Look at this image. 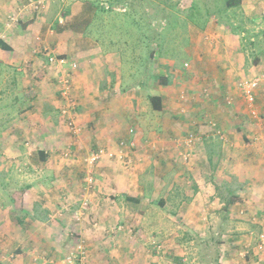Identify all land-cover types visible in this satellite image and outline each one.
Returning <instances> with one entry per match:
<instances>
[{"label": "crops", "instance_id": "crops-1", "mask_svg": "<svg viewBox=\"0 0 264 264\" xmlns=\"http://www.w3.org/2000/svg\"><path fill=\"white\" fill-rule=\"evenodd\" d=\"M68 1L63 0V8L57 13L49 1L46 9L37 14L25 7L28 0H0V45L5 47H0V107L8 114L0 126V145L14 146L19 155L22 151H32L38 160L45 154L48 163L58 158L62 167L53 169L49 178L66 180L46 186L28 185L22 211L18 212L21 215L18 225L24 228L31 224L45 234L26 232L29 239H22L20 245L23 246L19 245L11 261L4 264H59L63 254L60 241L63 245L79 238L86 241L88 264H129L123 261L128 254H124L122 260L121 253L115 249L118 245H112L120 235L113 233L112 227L131 226L133 231L143 233L138 240L149 244L151 236L144 227L154 221L146 218L150 209L174 210L162 216L159 212V219L162 218L159 224L181 223L191 227L196 235L203 232L206 236L202 227L217 225L215 235L221 240L217 241L219 251L215 264H264V244L259 242V237L257 239V235L264 232V140L262 137L263 144L259 143L260 138H255L254 134H262L261 129L246 122L250 118L241 108L242 95L236 88L246 72L252 71L245 67V49L241 46L248 37L247 32L221 31L214 49L211 43L206 45L191 38L186 51L194 56L195 62L190 63L187 70H176L180 75L175 73L173 77L170 74L173 61L150 54L152 79L137 82L130 88L126 84L128 76L137 74V69H127L122 75L121 56L114 48L109 47V53H102L108 43L113 45L117 39L101 40L97 35L88 34L87 19L99 12L91 4L90 16L89 6L84 2L93 0L80 1L78 10L72 9ZM248 2L250 0H243L240 10L248 8ZM157 9L159 13L154 12L155 16L165 18L160 4ZM143 13L149 14V7ZM12 14H17L18 20L8 26L7 17ZM206 30L217 33L214 27ZM42 48L78 64L70 75L71 93L78 103L76 123L81 127L77 135L68 130L60 117L63 104L57 91V74L45 56L35 52ZM152 48L161 50V47ZM257 53L263 56L257 54L260 58L251 69L262 64L264 54L261 50ZM156 67H159L158 74ZM182 74L186 75L182 85L187 98L179 102L168 88L172 83L170 78H182ZM161 76L169 80L168 85L159 83ZM186 86H198L197 91L208 88L211 94L208 98H193L195 92L191 94ZM178 94L179 97L185 92ZM226 94L232 96L235 107L225 108L223 96ZM149 96L161 97L160 111L152 108ZM208 119L216 121L225 132V141L212 136ZM6 130H9L7 135L1 137ZM187 133L198 135V141L191 148L184 145ZM120 141H133L137 146L132 159L141 157L137 174H142L143 180L139 181L133 174L134 169H123L114 159L102 157L97 165V178L100 183L108 180L110 186L98 184L93 190L95 198H102L106 203L89 205L88 218L72 219L71 214L79 210L81 202L77 199L79 187L76 186L80 175L70 164L98 148L116 152ZM65 147L73 149L71 158L66 160L60 157ZM179 152L189 153L186 162ZM138 167L139 164H135V168ZM71 171L75 175H71ZM183 178L191 180L190 188L177 184ZM223 191L237 198L227 210L225 198L220 196ZM154 193L152 199L150 195ZM27 195L35 198L29 212L23 211L28 204ZM64 204L66 213L61 211ZM243 212L246 214L242 216ZM223 229L232 233H220ZM104 243H109L110 249L105 248ZM141 250L144 253L143 247ZM139 258L135 257L131 264H140ZM0 259L2 263L6 261L4 257Z\"/></svg>", "mask_w": 264, "mask_h": 264}, {"label": "rangeland", "instance_id": "rangeland-1", "mask_svg": "<svg viewBox=\"0 0 264 264\" xmlns=\"http://www.w3.org/2000/svg\"><path fill=\"white\" fill-rule=\"evenodd\" d=\"M49 1H51V6L54 9L55 13H57L58 10H62L63 0ZM80 1L84 2V0H69L68 2L71 3L72 9L78 10ZM115 1L116 3H113V0H93V2L85 1L84 5L87 4L89 6L93 4L99 12L96 14V16H92L87 19L86 26L88 34L92 36L97 35L101 40H104L105 38L117 39L114 40L113 45L108 43V48L103 50L102 53H109V47L114 48L117 55L121 56L120 74L122 75H125L127 69H137V74H130L128 76V81L126 82V84L130 88L135 87V84L137 82L140 83L141 81L146 83L152 79L150 73V67H152V65L148 58L150 54L153 56V54L156 53L163 58L166 57V59L173 61L174 64L171 65L170 71V74H172L173 77V74L175 73L176 75H180V73H177L176 70H187L190 67V63L193 64L195 62L194 56L188 54V52L186 51V49H188L189 47V40L191 38H193V40L199 39L200 42H204L206 45H209V43H211L213 46L211 48L214 49L218 45V37L219 34H221V31L234 34H238L241 31H245L247 33L249 32L248 34L246 33L248 37L245 38L241 46H243V48L245 49V67L252 71H247L243 79H253L258 77L261 78L259 85L253 92V101L250 106L249 103L246 102L243 93L239 91L242 95L241 100L243 103V106L241 108L245 109V112L250 118L246 122H250L252 124V127L254 128H257L259 130L261 129L262 134L260 132H256V134L254 135L255 138H260L259 143L263 144L262 141L264 140V57L262 58V64L256 66L255 69H251V67H253V61H255L256 59L259 60V58L263 56L259 55L257 51L261 50V53L264 54V0H250V2L247 3L249 5L248 8L244 7V9L241 10L239 8L236 10L231 9L227 11L224 10L223 0H120L121 2H117V0ZM106 4L107 9L105 7ZM158 4H160L161 10H163L165 13V18L163 19L159 16L156 17L154 14V12L156 14L159 13V10L157 9ZM148 7L150 13H143ZM91 10L92 8L88 9V14L90 16ZM7 22L8 21H6V23ZM208 27H214L217 33H214L213 30L208 33L206 30L208 29ZM251 31L252 33L250 34ZM109 35H111V37H108ZM215 38L217 39L216 42L214 41ZM121 40H123L124 43L121 44ZM154 46H156L157 48L161 47V50L155 51L152 48ZM184 64H187V66L185 67ZM168 68H170V66ZM158 69L159 67L155 68L156 73ZM53 70L57 74L56 86L57 88H59L57 85V80L60 76V73L58 70ZM185 74L181 75L182 78H170L172 83H170L168 90H170L173 97L179 102L185 101V99L187 98L185 91L186 89L183 88L182 85L183 83L185 84L186 81L185 79L183 80V77H186L187 75ZM154 82L156 84V79H154ZM197 87L188 88V86H186V88L190 89L191 94L195 92V94L192 95L193 98L200 96L203 98H208L210 96L211 93L208 88L205 89H207V91L209 92V96L204 97L202 95V89L197 91ZM179 92H185V97L183 100L179 99ZM143 93L144 95L147 94L145 91H143ZM226 97L231 100L230 105H226ZM72 100L77 103L74 96L72 97ZM62 104L64 103L62 102ZM223 105L225 106V108L235 107V102L232 96H230L229 94L224 95ZM76 106L78 107V103L76 104ZM252 110L255 111V115L251 113ZM0 111L1 126V124H4L3 119L8 118V114L6 112L3 113L2 106L0 107ZM77 116L78 110L76 109L74 118L75 121L77 119ZM207 121L208 123H215L217 125L215 129H218L217 131L220 132V134L217 135L214 128L209 125L208 128L210 129L212 136L218 138L220 135H222L225 141L226 134L220 128L218 123L210 119H208ZM8 125L9 124H7V126ZM8 132L9 130H6L5 133H1V137H5ZM191 134L195 137L198 136L197 134L194 135V133ZM66 148L67 147H65V149ZM136 148L137 146H134V148L130 149V151H128V149H124V156H126L127 153V158H125L124 161H117L116 159H114L113 162H117L116 164L123 169H134L135 171L133 170V174L138 176L139 181H141L143 180L142 174H137V170L139 171L140 164L142 163V160H139L141 157H139V159H135V161H133L132 159V155L135 152L134 150ZM62 151L60 152V157L65 160L69 158H64ZM28 152L30 151H22V155H19L17 148H14V146L11 145L10 147V145H0V257H4L6 259V261H4L3 263L1 262L2 259H0V263L2 264L7 261H11V257L14 256L17 250L19 249L18 246L21 244L22 239H29L27 237L29 234H26V232H29L31 230L35 233H38V235L45 234L43 232H40V230H36L34 226L32 227L31 224H26L25 226H23L24 228L18 225L17 220L20 219L21 215L20 213L14 211V207L10 203L9 189H12L14 187H20L26 184L31 185L37 183L46 186L52 184V182H54V184L66 182L65 178L61 177H56L57 179H55L54 181H51V179L49 178L53 169L57 170L59 167H62V164L57 161L58 158H55L56 161L53 160L51 163H48V161L38 160L37 157H34V152L31 151V154H29ZM181 153L182 152H179V154ZM99 161H97L91 167H88L85 162H82L81 156L78 162L74 161L72 164H70L74 165L76 169L74 170V172L76 171L80 175V177H77L76 179V186L79 187L77 199H80L81 202L79 210H76L71 214L72 219L80 221L84 217L88 218L87 211L89 205H99L102 203H106V201H101L102 198H95L93 190L94 188H96V186H99L98 184L105 185V187L110 186L108 180H105L104 182L100 183L101 180L97 178V165ZM127 161L129 163H127ZM182 161L186 162L187 160L182 159ZM187 163H189V161ZM135 164H139V167L135 168ZM74 172L71 171V175H75ZM88 173L92 179L91 184H89L86 179ZM65 177H67V175H65ZM134 180H137L135 176ZM179 181L180 183L177 184L185 188H190L192 185L191 180L189 181L186 178L179 179ZM86 195L87 197L85 198ZM155 195L156 193H154V195H150V197L153 199ZM220 196H222L221 198H229L224 191L222 192V195L220 194ZM26 199H28V204L23 211L29 212L31 209V203L35 198L33 195H27ZM89 199H92V202H90ZM68 203L69 201L66 202V204ZM66 204H64V207L62 208L63 210H61L65 213ZM67 208L69 209L68 205ZM170 211L174 212V210L172 209L166 211L163 209H150V212H148V217L146 218L154 220L150 221V224L144 227L145 231L149 232L151 236L149 244H145L148 242L139 241L138 236H140L141 239L143 233L133 231L131 226H113V233H116V235H120H118V237L116 238L118 240L113 238V240H116L117 243H112V245H118V247L115 249H117V251L121 253V259L122 256L127 253V259L122 260L125 262L128 261L129 264L135 262V257L137 256H140V264H214L218 255L219 243L221 240L219 236L215 235V232H217V225H214L213 227H202L204 233L206 234L205 236L203 232H201V234L196 235L191 227L183 225L181 223H175L174 221H169L168 225L159 224V220H161L162 218L159 219L158 213L160 212L162 216L166 215L167 213L169 214ZM244 214L246 213L243 212L242 216ZM60 217L63 218V215ZM134 218L136 219V215H134ZM227 230L229 229H223L220 233H226ZM52 231L54 232L53 229ZM228 233L232 232H227V234ZM252 234L254 235V233ZM120 237L123 238L120 239ZM22 246L23 244L20 245V247ZM60 246L63 250V254L59 258V264H66L65 259L72 251V253H74L75 260L79 259V257L75 255H79L81 257L82 262L84 264H88V251L86 249V241H83L79 238L74 242L69 241L63 243V245L60 241ZM103 246L105 248L110 249L109 243H104ZM136 246H138L139 249ZM142 247L144 249V253L141 250ZM3 248L7 250L4 252ZM134 253H137V255H135ZM216 263L218 264V262Z\"/></svg>", "mask_w": 264, "mask_h": 264}, {"label": "built area", "instance_id": "built-area-1", "mask_svg": "<svg viewBox=\"0 0 264 264\" xmlns=\"http://www.w3.org/2000/svg\"><path fill=\"white\" fill-rule=\"evenodd\" d=\"M48 2L49 0H28L25 7H29L32 11L39 14V12L46 9ZM17 18H18L17 14H12L8 16L7 25L9 26V25L16 23L18 20ZM35 52L44 55L45 58L47 59L48 65L51 68L59 71L60 76L58 77L57 85L59 87L58 91H59L60 98L62 102L64 103L60 109V117L63 123L68 128V130L73 135L79 134V132L81 131V127L77 125L74 119L75 110L77 109V106H76L77 103L74 100H72V97H73L71 95L72 86H71V80H70L71 72L76 70L77 63L75 61H70L66 59L65 57L52 55L48 49L42 48V50H38ZM184 66L186 67L187 64H184ZM259 83H260L259 78H253V79H241L236 84L237 90L243 93L246 102L249 103V106L251 105L253 101V92L256 89V87L259 85ZM202 95L204 97L209 96V92L207 91V89L205 88L202 89ZM184 97L185 95L180 94L179 99L183 100ZM225 103L226 105H230L231 100L226 97ZM251 113L255 115V111L252 110ZM208 124L214 128L217 135L220 134V132L217 131L218 129L217 130L215 129V127L217 126L215 123L209 122ZM129 132L131 133L132 131L130 130ZM219 139L224 141L222 135L219 136ZM196 141H198V137L197 136L195 137L190 133L186 136L184 145L189 148ZM133 148H134L133 141H129L128 143L124 141H120L118 143V150L116 152L107 151L106 149L100 148L95 151L87 152L84 156H82V162H85L88 167H91L93 164H95L97 161H99L104 156L111 160L116 159L117 161H124L125 158H127L126 157L127 153H126V156H124V149L126 150L128 149V151H130V149H133ZM72 152H73V149L71 147H67L63 151V157L64 158L70 157ZM180 156H181V159L187 160L189 157V154L187 152H184V153H181ZM127 163L129 162L127 161ZM89 173L86 179L88 183L91 184L92 179L89 176ZM262 225H264V217L262 219ZM258 237H259V242L264 244V232H261L258 235ZM72 252H70L69 255L66 257L65 263L66 264H84L79 255H75L79 257L78 260H75L74 253Z\"/></svg>", "mask_w": 264, "mask_h": 264}, {"label": "trees", "instance_id": "trees-1", "mask_svg": "<svg viewBox=\"0 0 264 264\" xmlns=\"http://www.w3.org/2000/svg\"><path fill=\"white\" fill-rule=\"evenodd\" d=\"M170 1H173V0H170ZM242 1L243 0H223V4H224V10H231V9H239L242 5ZM117 2H121L120 0H117ZM113 3H116V1H113ZM122 4V3H120ZM107 6V4L105 5V7ZM89 8H92L91 5H89ZM103 9V8H102ZM0 47H4V46H1ZM5 48V47H4ZM252 64H256V60L253 61ZM159 79V83L163 86H166L168 85L169 83V80L163 76L161 77H158ZM148 101L149 103L151 104L152 108L155 110V111H160L161 108H162V99L161 97L159 96H149L148 97ZM40 160L42 161H45L46 160V155L45 154H41L40 155ZM29 189V186L26 184V185H23V186H20V187H14L12 189H9V200H10V203L13 205L14 207V211L18 213L19 210H21L22 208V196L24 195L25 191ZM227 195L229 196V198L225 197V201H226V210L228 209V206L230 204H232V202H235L237 200L236 197H234L233 195L231 194H228ZM20 222V219L17 220V223ZM215 259V258H214ZM216 261V260H215ZM215 264V262H214Z\"/></svg>", "mask_w": 264, "mask_h": 264}]
</instances>
